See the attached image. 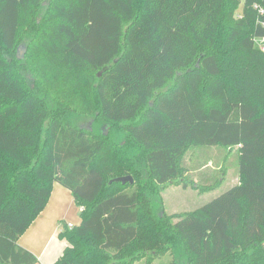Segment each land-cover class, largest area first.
Here are the masks:
<instances>
[{"label": "trees", "instance_id": "16d2710c", "mask_svg": "<svg viewBox=\"0 0 264 264\" xmlns=\"http://www.w3.org/2000/svg\"><path fill=\"white\" fill-rule=\"evenodd\" d=\"M242 1L0 0V264L38 263L17 239L54 181L81 217L54 264H264V0ZM194 146L235 150L238 181L166 213L168 184L224 179Z\"/></svg>", "mask_w": 264, "mask_h": 264}, {"label": "crops", "instance_id": "0c3cea01", "mask_svg": "<svg viewBox=\"0 0 264 264\" xmlns=\"http://www.w3.org/2000/svg\"><path fill=\"white\" fill-rule=\"evenodd\" d=\"M80 221V206L76 204L71 190L54 181L47 203L18 237L17 244L38 259L36 264H54L68 245L59 233L69 228L68 223L76 226Z\"/></svg>", "mask_w": 264, "mask_h": 264}, {"label": "rangeland", "instance_id": "374dc122", "mask_svg": "<svg viewBox=\"0 0 264 264\" xmlns=\"http://www.w3.org/2000/svg\"><path fill=\"white\" fill-rule=\"evenodd\" d=\"M243 6V1L239 3L238 10L241 11ZM23 46L24 44L20 41L17 46ZM26 50V48H25ZM25 53V52H24ZM88 120H85L82 124L87 123ZM102 129L105 127L104 125L101 126ZM106 133L108 132V128L105 127ZM214 149V150H213ZM220 149L217 146H194L192 147L191 151L196 154L199 152L200 154L194 155V164L199 165L202 161L209 160L208 165L214 164L213 166H223L224 167V179L222 183L215 189L203 191L202 187H199L201 184L199 183L198 186L191 187L188 186L183 188L181 185H176L173 183L168 184L164 187L161 196L163 198V210L166 213H174V212H183L193 210L202 206L203 204L210 201L212 198L220 194L221 192L225 191L226 189L233 186L238 181V171H237V157L235 154V150L231 151V153L227 152L225 154V150H217ZM235 149V148H234ZM225 151V152H224ZM210 155H209V154ZM222 167V168H223ZM209 169H205L208 171ZM222 170V169H220ZM190 182L193 181L195 185L198 183V177L195 173H192L188 178ZM205 184V183H203ZM143 260L135 261L133 264H143ZM150 264H175L173 262L172 256L167 252L163 253L151 261Z\"/></svg>", "mask_w": 264, "mask_h": 264}, {"label": "water", "instance_id": "95a60500", "mask_svg": "<svg viewBox=\"0 0 264 264\" xmlns=\"http://www.w3.org/2000/svg\"><path fill=\"white\" fill-rule=\"evenodd\" d=\"M24 52H25V47L18 46L17 50H16V57L18 59L23 58ZM103 128H104V134H106L105 127H103ZM111 182H121V183L129 182V183H132L133 182V178L131 177V175L118 176V177H115V178L111 179L109 181V183H111Z\"/></svg>", "mask_w": 264, "mask_h": 264}, {"label": "built area", "instance_id": "2783aa9c", "mask_svg": "<svg viewBox=\"0 0 264 264\" xmlns=\"http://www.w3.org/2000/svg\"><path fill=\"white\" fill-rule=\"evenodd\" d=\"M258 9H259V12L262 14V13H264V8H262V7H258ZM264 38L263 39H261L260 41H259V46H260V48L262 49V50H264ZM68 227L69 228H72L73 227V225L71 224V223H68Z\"/></svg>", "mask_w": 264, "mask_h": 264}]
</instances>
